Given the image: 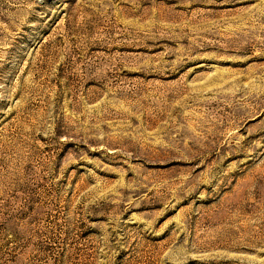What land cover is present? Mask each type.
Here are the masks:
<instances>
[{
	"label": "rangeland",
	"instance_id": "374dc122",
	"mask_svg": "<svg viewBox=\"0 0 264 264\" xmlns=\"http://www.w3.org/2000/svg\"><path fill=\"white\" fill-rule=\"evenodd\" d=\"M0 264H264V0H0Z\"/></svg>",
	"mask_w": 264,
	"mask_h": 264
}]
</instances>
